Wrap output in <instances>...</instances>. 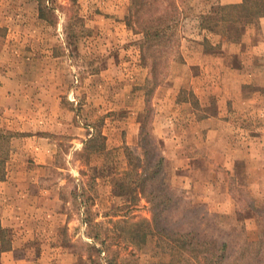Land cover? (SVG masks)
<instances>
[{"label": "rangeland", "instance_id": "1", "mask_svg": "<svg viewBox=\"0 0 264 264\" xmlns=\"http://www.w3.org/2000/svg\"><path fill=\"white\" fill-rule=\"evenodd\" d=\"M210 1L180 0L178 42L161 83L146 94L150 62L131 22L136 0H0V84L7 87L0 91V133L8 140L0 148L6 161L11 139H19L13 170L0 179H10L0 184V216L15 244L13 252L0 253V264H203L200 253L156 236L149 205L130 192L127 170L143 153V123L152 148L167 159L179 199L172 225L227 242L232 264L244 242L258 239L264 230L262 70L245 76L246 104L226 107L244 116L246 136L232 122L198 123L224 109L218 111V91L196 97L192 87L229 81L227 68L248 61L228 45L240 27L222 18L214 16V25L208 20L220 44L193 41L198 12ZM202 67L206 75L198 74ZM210 128L218 132L207 138ZM22 162L27 169L45 163L46 169L24 170Z\"/></svg>", "mask_w": 264, "mask_h": 264}, {"label": "trees", "instance_id": "2", "mask_svg": "<svg viewBox=\"0 0 264 264\" xmlns=\"http://www.w3.org/2000/svg\"><path fill=\"white\" fill-rule=\"evenodd\" d=\"M167 1L164 6L161 0H136L138 4L131 15V22L143 35V52L150 62L151 87L146 94L152 93L161 83L162 79L159 77L168 55L178 42L180 0ZM242 11L247 17L255 18L259 11H264V0H243ZM148 103L146 100V107ZM144 127L143 123L139 133L143 153L141 158L133 157L135 162L130 164V170L127 171L132 174L130 192L140 194L149 205L154 233L159 238L172 241L184 251L200 253L203 264H232L229 262L231 255L227 242L196 230H184L180 225H172L170 215L177 208L179 199L168 179L167 159L162 152L152 148ZM4 140L5 137L0 133V143L7 145L8 140ZM128 154L131 159V153ZM6 159V151L0 148V179L3 178ZM11 247L12 239L8 236L7 229L0 224V253L10 250ZM237 257L235 264H259L261 261L264 264V230L256 241L244 242Z\"/></svg>", "mask_w": 264, "mask_h": 264}, {"label": "crops", "instance_id": "3", "mask_svg": "<svg viewBox=\"0 0 264 264\" xmlns=\"http://www.w3.org/2000/svg\"><path fill=\"white\" fill-rule=\"evenodd\" d=\"M242 3L243 0H211L210 4L203 6V9H200L198 14L199 16L197 17V32L191 34L190 36L196 35L194 38V42L198 44H209L210 46H215L216 44H220V36H218V33L214 31V34H211V28L213 26H210V22L208 20L214 19L213 20V25L215 24V20L218 18V22H220L221 18L222 21L220 23L224 22V25L226 26H237L240 27L239 29V34L231 38L232 42L228 43L229 47L232 48L234 47L236 50L233 51L234 55L237 54V56L248 58L247 62L244 63V67H228L227 70L229 71L230 74V79L229 81H220L212 84H207V83H199L194 85L192 87V90L194 93H196V97L198 96L197 92L202 93L203 95H209L212 91H218L217 96V103L220 105L218 107V111H222V113H217L216 115H207L205 114V117L202 119L198 120V123H206L208 121H216L220 123H228L232 122L235 124L236 131H240L241 134H244L246 136L245 130L246 127L244 124L247 123L246 119L243 118L244 116H241L239 114H234L230 113L227 111L226 107L228 108V103L232 104L233 106L235 104H246V101L241 100L242 96V88H244L245 85H247L248 82H246V77H251L255 76L256 73H259L262 70L261 73V78L262 81H264V11H259L257 13V16L255 18L253 17H247L244 12L242 11ZM182 6H179V13L180 15L182 14ZM213 16V18H212ZM217 17V18H214ZM208 17V18H206ZM225 17V21L224 18ZM182 19V18H181ZM248 22V23H247ZM251 26H254L256 29H258L262 35L261 38L256 40V38H253V32L251 33V29H249ZM209 27V28H208ZM226 34L230 35L229 31L226 32ZM181 40L184 39V36L180 35ZM223 42L229 41V39H222ZM211 48V47H210ZM236 53V54H235ZM204 56H209L207 53L204 51L202 52ZM259 61V62H258ZM263 63L260 65V68L256 66L255 64ZM1 73H5L2 69H0ZM206 75L207 70L206 67H202L201 71L198 73L200 75ZM246 76V77H245ZM198 78L197 76L194 77V79ZM6 85H1L0 84V91L6 89ZM2 92H0V104L2 102ZM195 95V94H194ZM245 102V103H244ZM2 107V106H1ZM9 107V106H8ZM233 112V111H232ZM196 115L194 114L192 116V119H196ZM212 130H207V138L213 133V132H218L214 128H210ZM217 135V133H214ZM213 134V135H214ZM245 139V138H243ZM19 142V139L16 137H13L11 139L10 145H11V150L9 151V157L8 161H6L5 165V171L9 172V170H13V162L17 158V153L18 150H15L14 147L15 145ZM42 145L44 142H40ZM48 144V143H47ZM50 145V144H48ZM180 148L182 146H179ZM232 149V148H231ZM234 150V149H233ZM226 154V151L224 152ZM19 154V153H18ZM23 152H21V155ZM38 155L39 157H42L41 154H35ZM16 157V158H15ZM40 162H36V165L33 167H29L27 169L22 162L20 166L24 170H44L46 169V164H37ZM15 164V163H14ZM28 164V162H27ZM10 165V166H9ZM18 164H16V168H18ZM45 166V167H42ZM31 168V169H30ZM6 172V173H7ZM10 179H8L7 175L5 176V180L0 181V184L7 183ZM35 185L36 179L30 180V176L28 179V183ZM2 191V188L0 189V193ZM10 219H12V216H10ZM0 224L2 227H6V216H0ZM15 249V244H12V247L10 250L3 252V253H11ZM2 253V254H3Z\"/></svg>", "mask_w": 264, "mask_h": 264}]
</instances>
